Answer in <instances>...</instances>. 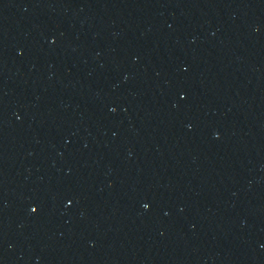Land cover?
<instances>
[{"label":"water","instance_id":"water-1","mask_svg":"<svg viewBox=\"0 0 264 264\" xmlns=\"http://www.w3.org/2000/svg\"><path fill=\"white\" fill-rule=\"evenodd\" d=\"M0 264H264V0H0Z\"/></svg>","mask_w":264,"mask_h":264},{"label":"snow or ice","instance_id":"snow-or-ice-1","mask_svg":"<svg viewBox=\"0 0 264 264\" xmlns=\"http://www.w3.org/2000/svg\"><path fill=\"white\" fill-rule=\"evenodd\" d=\"M182 95H183V94H182ZM71 202H72V201L69 200V204H71ZM148 206H149L148 204H144V207H145V208H147ZM32 211H33V212L37 211V208H36V207H33V208H32Z\"/></svg>","mask_w":264,"mask_h":264}]
</instances>
